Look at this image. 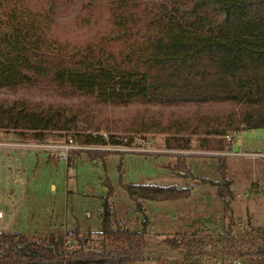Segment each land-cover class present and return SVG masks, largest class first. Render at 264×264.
<instances>
[{
    "label": "trees",
    "instance_id": "trees-1",
    "mask_svg": "<svg viewBox=\"0 0 264 264\" xmlns=\"http://www.w3.org/2000/svg\"><path fill=\"white\" fill-rule=\"evenodd\" d=\"M132 102L140 110L131 114L124 109ZM78 121L108 134L76 132L85 143L128 144L132 136L118 132L159 131L166 147L187 149L193 135L208 150L229 147L225 134L264 126V0H0V129L13 130L16 141L65 139ZM217 160L222 173L223 156ZM177 168L188 172L180 157ZM199 180L231 195L225 177ZM124 188L137 210L142 199L189 191L141 182ZM100 215L94 246L91 231L0 230V264H141L146 215L130 230L112 220L106 199ZM225 246L264 264V234L231 235Z\"/></svg>",
    "mask_w": 264,
    "mask_h": 264
},
{
    "label": "rangeland",
    "instance_id": "rangeland-1",
    "mask_svg": "<svg viewBox=\"0 0 264 264\" xmlns=\"http://www.w3.org/2000/svg\"><path fill=\"white\" fill-rule=\"evenodd\" d=\"M139 104L132 102L124 110L132 114L140 110ZM122 110L103 106L105 113L129 117ZM87 130L78 121L68 134ZM239 130L224 154L200 148L193 135L190 147L180 149L164 145V132L123 131L118 133L132 138L121 149L98 148L108 151L101 156L73 150L68 164L50 154L52 147L15 146L13 130L0 129V230L29 236L91 231L88 245L94 246L99 244L96 232L102 228L100 211L106 199L112 220L130 230L139 229L146 215L147 255L141 264H259L257 254L225 246L231 235L258 240L264 234V126ZM50 137L29 141L64 140ZM217 155L223 156L222 173ZM179 157L188 168L184 174L177 168ZM199 177L229 179L231 195H218L215 184ZM140 182L187 186L189 191L173 199H142L137 210L124 184Z\"/></svg>",
    "mask_w": 264,
    "mask_h": 264
},
{
    "label": "built area",
    "instance_id": "built-area-1",
    "mask_svg": "<svg viewBox=\"0 0 264 264\" xmlns=\"http://www.w3.org/2000/svg\"><path fill=\"white\" fill-rule=\"evenodd\" d=\"M238 132H240V130H237ZM236 131V132H237ZM90 134L91 136H95V135H100L102 136L105 140L108 139V135L105 131L102 130H87V131H81L78 132V134ZM233 134H225V139L227 141H234L235 139H233ZM83 137H78L76 134H68L66 136V138L60 142V143H54V144H43L40 142H30V141H16L14 143H16L15 146L17 147H30V146H36V147H52L53 150L50 152V154L53 157H56L58 159L61 160H68V157L70 155V153L73 150H83V149H93V148H114V149H121V147L119 145H126V143H119V144H111V143H105V144H90V143H85L83 142ZM191 141H195L194 138H191ZM129 144V143H128ZM125 148H129V147H125ZM215 153L217 154H224V150L223 151H216ZM3 215V212L0 210V216Z\"/></svg>",
    "mask_w": 264,
    "mask_h": 264
},
{
    "label": "crops",
    "instance_id": "crops-1",
    "mask_svg": "<svg viewBox=\"0 0 264 264\" xmlns=\"http://www.w3.org/2000/svg\"><path fill=\"white\" fill-rule=\"evenodd\" d=\"M233 142H234V141H233ZM236 143H239V139H238V138L236 139Z\"/></svg>",
    "mask_w": 264,
    "mask_h": 264
}]
</instances>
